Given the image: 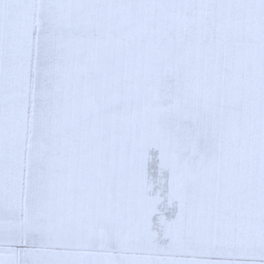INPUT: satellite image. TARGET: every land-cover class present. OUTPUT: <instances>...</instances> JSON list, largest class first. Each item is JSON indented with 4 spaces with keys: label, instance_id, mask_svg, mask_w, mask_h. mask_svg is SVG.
<instances>
[{
    "label": "snow or ice",
    "instance_id": "snow-or-ice-1",
    "mask_svg": "<svg viewBox=\"0 0 264 264\" xmlns=\"http://www.w3.org/2000/svg\"><path fill=\"white\" fill-rule=\"evenodd\" d=\"M0 264H264V0H0Z\"/></svg>",
    "mask_w": 264,
    "mask_h": 264
}]
</instances>
